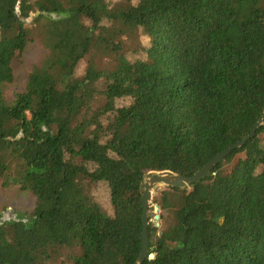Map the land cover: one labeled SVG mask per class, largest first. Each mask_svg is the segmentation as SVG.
<instances>
[{
	"label": "trees",
	"instance_id": "obj_1",
	"mask_svg": "<svg viewBox=\"0 0 264 264\" xmlns=\"http://www.w3.org/2000/svg\"><path fill=\"white\" fill-rule=\"evenodd\" d=\"M263 115L264 0H0V188L35 201L0 264H135L145 177H192ZM155 196L144 264H264V125Z\"/></svg>",
	"mask_w": 264,
	"mask_h": 264
},
{
	"label": "water",
	"instance_id": "obj_2",
	"mask_svg": "<svg viewBox=\"0 0 264 264\" xmlns=\"http://www.w3.org/2000/svg\"><path fill=\"white\" fill-rule=\"evenodd\" d=\"M264 125V115L254 125L252 132L243 140L229 146L227 149L219 153L210 160L205 167L195 173L192 177H185L173 173H152L145 177V190L143 194V216H142V250L135 264H144L149 254V235H148V207L153 200V195L157 189H185L200 183L204 178L210 176L211 172L222 163L234 151L244 147L250 140L256 136L258 129ZM159 217H156L158 219ZM151 257H153L151 255Z\"/></svg>",
	"mask_w": 264,
	"mask_h": 264
},
{
	"label": "rangeland",
	"instance_id": "obj_3",
	"mask_svg": "<svg viewBox=\"0 0 264 264\" xmlns=\"http://www.w3.org/2000/svg\"><path fill=\"white\" fill-rule=\"evenodd\" d=\"M41 14L42 9L37 5L30 11V18L37 17ZM46 54V51L39 43H33L29 52V60L35 58L39 61ZM18 80L25 81L24 79ZM163 190L165 189H159V191L154 193V196L156 195L155 197L158 198ZM34 207V199L29 194L20 191L19 188L12 185L0 188V226L4 222L12 220L27 221L31 217Z\"/></svg>",
	"mask_w": 264,
	"mask_h": 264
}]
</instances>
